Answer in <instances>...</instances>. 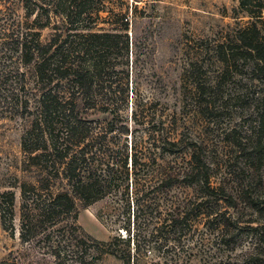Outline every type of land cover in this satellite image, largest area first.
I'll list each match as a JSON object with an SVG mask.
<instances>
[{
  "label": "trees",
  "instance_id": "obj_1",
  "mask_svg": "<svg viewBox=\"0 0 264 264\" xmlns=\"http://www.w3.org/2000/svg\"><path fill=\"white\" fill-rule=\"evenodd\" d=\"M248 3L249 0H240V9L254 19L253 22L235 31L233 36H227L225 42L209 45L199 62L191 64L188 70L193 78V98L198 113H216L215 104L219 99L224 104L240 103L245 111V135L236 137V129L225 133L227 139L231 137L226 142L230 152H222L226 158L222 165L229 168L228 175L233 180L228 183L222 179L216 183L212 169L215 165L207 146L198 144L185 133L166 132L162 117L151 112L152 103L131 104L132 126L142 125L145 129L142 136H135L129 129V119L124 114L130 106L126 95L128 84L122 85L117 80L120 70L112 64L110 55L114 39L121 35L91 31L93 22L89 17L96 0H24L26 16H34L31 23L40 24L27 32L12 34L7 45L19 52L20 64L24 69H31L34 79L43 88L37 99L38 112L32 129L23 143L30 147L26 148L30 155L38 149L44 150V154L31 159L42 157L45 163L51 160L53 169L57 163L61 166L69 190L54 195L48 186L21 185L19 236L23 242H28L41 227L55 225L52 220L56 217L75 219V199L89 205L111 195H128L129 183L133 189L135 183L143 180L155 184L150 188L152 194L162 195L174 187L190 190L175 207L174 204L168 207L166 203L153 205L150 214L152 210L155 212L156 224L143 234L146 244L140 237L141 211L133 208V222L130 215L122 227L124 237L117 236L107 243L91 241L72 235L76 229L71 226L68 233L72 236L57 242L53 257L63 260L66 254L61 249L71 247L77 252H69L71 256L64 259L68 264H99L93 262L96 259L93 253L98 255V260L99 256L108 254L124 264H148L144 259L146 252L159 254L171 241L175 246L183 239L190 240L202 223L210 233L218 229V244L235 243L238 234L251 239V248L245 251L243 259L223 264H264V21L261 16H253ZM51 15L67 28L68 34L57 32L43 43L40 30L50 26ZM124 20L125 17L121 23L126 29ZM85 31L88 32L83 33ZM207 68H212L210 74L205 72ZM25 76V72L20 73L21 78ZM63 81L68 85V100L58 96L57 86ZM225 88L231 93L225 95ZM72 92L79 93L85 110L106 117L103 131L89 126L91 121L79 118L77 99ZM40 143H43L42 148H39ZM153 148L160 154L151 155ZM169 158L180 161L176 171L165 167V163L169 166ZM238 159L242 161L244 178H238V173L230 170L240 165L235 161ZM151 164L156 168L151 170ZM145 171L148 172L144 174ZM43 191L49 193L45 198ZM13 208L14 193L0 192V225L4 228L2 220H7L12 228ZM128 208L130 211V205ZM244 214L251 218L243 221ZM45 235L49 238L50 233ZM153 239L159 248L150 246ZM119 244L123 245V250L117 248ZM235 247L231 251H235ZM80 251V257L76 256Z\"/></svg>",
  "mask_w": 264,
  "mask_h": 264
},
{
  "label": "rangeland",
  "instance_id": "obj_2",
  "mask_svg": "<svg viewBox=\"0 0 264 264\" xmlns=\"http://www.w3.org/2000/svg\"><path fill=\"white\" fill-rule=\"evenodd\" d=\"M239 2L240 0H96L89 17L93 22L92 32L121 35L120 38L114 39L110 55L112 64L116 65V70H120L116 76L117 80L122 85L128 84L126 95L130 106L124 114L129 119V129L135 136H142L145 129L142 125L132 126L131 104L152 103L151 112L158 118L162 117L166 132L169 130L178 134L185 133L198 144L207 146L212 158L210 160L215 165L212 169L213 181L216 183L222 179L228 183L233 180L228 175L229 168H226L224 163L222 165V160L226 161L222 152H230L229 147L226 148V142H229L231 137L227 139L225 133L236 129V137L245 135V111L240 103L229 101L224 104L219 99L215 104L216 113H198L193 98V78L188 70L191 64L199 62L209 45L225 42L227 36H233L235 31L253 22L254 19L240 9ZM248 4L255 14L253 16H261L264 21V0H249ZM99 10V13L95 12ZM51 16L50 26L40 30L43 43L51 40L57 32L68 34L67 28L57 22L58 19L54 15ZM124 17V21H127L126 29L121 23ZM33 19L34 16H26L24 0H0V192L14 193L12 228L7 220H2L6 228L0 225V264H68L69 261L64 259L71 256L70 251H77L71 247L61 249V252L65 251L66 254L63 260L55 259L52 250L58 241L69 239L73 234L101 243L110 242L117 236L124 237L122 227L127 224L130 215V221L133 222V208L135 211H141L138 223L143 240L147 229L151 230L156 224L153 205L166 203L168 207L172 204L175 207L176 204L182 203L190 190L174 187L164 191L162 195L152 194L150 188L155 184L139 180L133 185V189L129 183L128 195H111L89 205L75 199V219L71 216L56 217L52 220L55 225L47 224L36 230L28 242L20 239L21 185H38L39 188L48 186L54 195L68 193L69 190L61 174V166L57 163L56 169H53L51 160L45 163L42 157L39 160L31 159L35 155L44 154V150L38 149L30 155L26 149L29 146L23 143L38 112L37 99L43 86L36 82L31 69H24L20 64L19 52L7 44L12 34L37 28L40 23L32 24ZM41 20L45 21L43 16ZM211 69L207 68L205 72L210 74ZM21 72H25L24 78L20 77ZM59 84L58 96L68 100L67 83L63 81ZM223 93L226 95L231 93V90L225 88ZM72 94L77 99L79 118L86 122L91 121L89 126L103 131L106 127V117L99 112L85 110L80 103L79 93ZM118 97H121V94ZM115 124L117 126V123ZM146 127L149 129L148 125ZM39 146L42 148L43 143ZM154 150H150L151 155L160 154V151ZM170 158L166 159L169 166L166 163L164 165L176 171L180 161H170L173 160ZM230 161L234 163L233 160ZM235 161L240 165L230 170L237 172L238 178H244L245 173L241 172L242 161ZM158 162L161 163L160 160ZM155 168L156 166L151 164V170ZM262 176L264 178V171ZM42 193L43 198L49 195L48 191ZM151 209L153 210L150 214ZM245 214L243 221L251 218ZM71 226L76 229L72 235L68 233ZM217 230L216 228L210 233L201 223L190 240L183 239L175 246L171 241L159 254L156 251L146 252L144 259L148 264H223L243 259L245 251L251 248V239L238 234L235 243L218 244ZM46 233H50L49 238L45 237ZM155 241L153 239L150 246L159 248ZM142 242L146 244V240ZM233 246H236L235 251H231ZM117 248L124 249L121 244ZM80 254L81 251L76 256L80 257ZM92 256L96 258L93 262L99 264H124L112 255L99 256V260L97 254L93 253Z\"/></svg>",
  "mask_w": 264,
  "mask_h": 264
}]
</instances>
